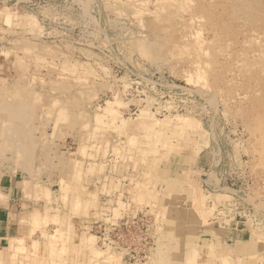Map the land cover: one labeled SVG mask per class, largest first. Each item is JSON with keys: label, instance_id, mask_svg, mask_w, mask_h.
<instances>
[{"label": "rangeland", "instance_id": "rangeland-1", "mask_svg": "<svg viewBox=\"0 0 264 264\" xmlns=\"http://www.w3.org/2000/svg\"><path fill=\"white\" fill-rule=\"evenodd\" d=\"M263 65L264 0H0V188L26 211L0 264H264ZM146 210V261L100 245ZM213 221L244 234H194Z\"/></svg>", "mask_w": 264, "mask_h": 264}, {"label": "crops", "instance_id": "crops-1", "mask_svg": "<svg viewBox=\"0 0 264 264\" xmlns=\"http://www.w3.org/2000/svg\"><path fill=\"white\" fill-rule=\"evenodd\" d=\"M171 180H172L171 188H173V184L176 183V179H171ZM8 185L9 187L6 188L7 189L6 193L3 192L2 188H0V192L2 193V195L0 196L4 199V201L0 203V251L9 245L10 240L17 239L22 236V234L24 233L23 219L26 218V211L22 209V205H19L18 203L17 205L14 197H12L13 184L8 183ZM18 206H20V209L18 208ZM178 212L179 213L176 212L175 213L180 214L184 218L183 222L186 224V218L191 217L189 216V211H185L184 213L183 211L178 210ZM182 212L184 214H182ZM188 223L190 224V222ZM211 223L212 225L201 224L199 228L194 229L195 231L194 234H198V237L199 236L207 237L209 238L210 242L220 244L222 243L221 242L222 240L225 241V238L231 241L235 233L237 234L238 237H241L244 234L243 231H245L244 229L236 230L234 224L226 227L220 225L219 223H215L214 221ZM233 244L235 246L231 249L236 251L237 255H239L240 252H242V250H248V248L246 247L247 243L241 242V245H237L238 243L237 244L233 243ZM201 255L197 254L195 258V264H216L215 261H211L208 258L206 259L205 253H202Z\"/></svg>", "mask_w": 264, "mask_h": 264}, {"label": "built area", "instance_id": "built-area-1", "mask_svg": "<svg viewBox=\"0 0 264 264\" xmlns=\"http://www.w3.org/2000/svg\"><path fill=\"white\" fill-rule=\"evenodd\" d=\"M150 213L142 211L102 223L100 245L121 250L126 262L146 261L155 246L154 222ZM110 220V221H108Z\"/></svg>", "mask_w": 264, "mask_h": 264}, {"label": "bare ground", "instance_id": "bare-ground-1", "mask_svg": "<svg viewBox=\"0 0 264 264\" xmlns=\"http://www.w3.org/2000/svg\"><path fill=\"white\" fill-rule=\"evenodd\" d=\"M152 2V1H151ZM85 4V3H84ZM140 5V4H139ZM141 6V5H140ZM147 7V6H146ZM140 8V7H139ZM142 9V8H141ZM144 10V9H143ZM136 13V12H135ZM147 13V12H146ZM156 18V17H155ZM152 19V18H151ZM199 31H201V30H199ZM197 32H198V29H197ZM196 32V33H197ZM193 36V35H192ZM197 37V36H196ZM188 45V44H187ZM186 45V46H187ZM198 46H199V44H198ZM205 46V45H204ZM188 47V46H187ZM188 49V48H187ZM200 50V49H199ZM190 54V53H189ZM260 57H262V56H260ZM263 60V59H262ZM195 62H197V60L195 61ZM196 64V63H195ZM251 65V64H250ZM193 66V65H192ZM256 66V65H255ZM264 66V65H263ZM259 67V66H258ZM250 68V67H249ZM193 74H194V72H193ZM197 76V75H196ZM199 77V76H198ZM197 77V78H198ZM204 77V76H203ZM191 78V77H190ZM196 78V77H195ZM204 79V78H203ZM190 80V79H189ZM205 80V79H204ZM203 81V80H202ZM264 81V80H263ZM2 116L4 117V118H7V117H12V116H15V115H17V108H11V109H8V108H5L4 110H2ZM185 116V115H184ZM2 118V117H1ZM185 118V117H184ZM181 119V118H180ZM166 120V119H165ZM185 119H183V121H184ZM169 121V120H168ZM168 121H167V123H168ZM182 122V121H181ZM163 123H165V122H163ZM166 123V124H167ZM186 124H187V122H186ZM183 125V124H182ZM179 127H181V126H179ZM255 133V132H254ZM211 137V136H210ZM170 140V139H169ZM12 145V144H11ZM163 145V144H162ZM18 148H19V146H18ZM22 148V147H21ZM23 149V148H22ZM16 151H19L18 149L16 150ZM22 153V152H21ZM217 154V153H216ZM19 155V154H18ZM8 157H10V156H8ZM10 160H11V157L9 158ZM8 159V160H9ZM216 160V159H215ZM217 161V160H216ZM19 163H20V160H19ZM50 163V162H49ZM215 164V163H214ZM1 182V181H0ZM217 182V181H216ZM24 183V182H23ZM14 184V183H13ZM164 184H166V183H164ZM165 186V185H164ZM21 187V186H20ZM166 187V186H165ZM160 189V188H159ZM0 194H2L1 192H0ZM25 198V197H24ZM76 204V203H75ZM74 204V205H75ZM37 212H39V211H37ZM36 214V213H35ZM34 217H36L35 215H34ZM46 217V216H45ZM122 217V216H121ZM31 218V217H30ZM24 220V219H23ZM98 220V219H97ZM106 220V219H105ZM35 223V222H34ZM32 225V224H31ZM17 227V226H16ZM17 229V228H16ZM36 229V228H35ZM211 229V228H210ZM201 230V229H200ZM23 231H24V229H23ZM18 234V233H17ZM52 234V233H51ZM54 234H52V236H53ZM201 235V234H200ZM50 236V235H49ZM45 238V237H44ZM49 238H53V237H49ZM29 239V238H28ZM20 240H22V239H20ZM208 240V239H207ZM15 242V241H14ZM45 242H46V239H45ZM45 242H44V244H45ZM20 243H22V242H20ZM191 243V242H190ZM24 245V244H23ZM36 245V244H35ZM51 245V244H50ZM55 245V244H54ZM33 246H34V244H33ZM33 246H31V247H33ZM38 246V245H37ZM45 246V245H44ZM24 247H26V246H24ZM55 247V246H54ZM50 249V248H49ZM107 249V248H106ZM112 249V248H111ZM33 250V249H32ZM34 250H35V246H34ZM84 250V249H83ZM94 250V249H93ZM196 250L197 249H195V248H193V249H189L188 250V255H189V258H188V262H189V260H190V258H191V256L193 257V255H195V252H196ZM26 251V250H25ZM39 251V250H38ZM53 251H54V249H53ZM20 252H21V250H20ZM23 252V251H22ZM32 252V251H31ZM40 252V251H39ZM63 252V251H62ZM94 252H95V250H94ZM27 254V253H26ZM37 254H38V252H37ZM45 254V253H44ZM43 254V255H44ZM94 254H96V253H94ZM42 255V256H43ZM49 255V254H48ZM14 256H16V254L14 255ZM37 256V255H36ZM109 256H111V255H109ZM52 257V256H51ZM85 257V256H84ZM23 258V257H22ZM27 258V257H26ZM39 258V257H38ZM40 258H41V256H40ZM42 258H44V257H42ZM41 258V259H42ZM50 258V257H49ZM106 259H108L107 257H105ZM113 258V257H112ZM112 258H111V260H112ZM1 259V258H0ZM24 259H25V257H24ZM29 259V258H28ZM110 259V258H109ZM108 259V261H110ZM26 260V259H25ZM36 260V259H35ZM44 260V259H43ZM87 260V259H86ZM1 261V260H0ZM19 261V260H18ZM31 261H32V259H31ZM46 261H47V259H46ZM83 261H84V259H83ZM90 262V261H89ZM103 262H104V259H103ZM185 262H186V260H185ZM32 263H34L33 261H32ZM37 262H35L34 264H36ZM57 263H58V261H57ZM67 263V262H66ZM228 263V262H227ZM19 264H20V261H19ZM28 264V263H27ZM42 264H43V262H42ZM85 264V263H84Z\"/></svg>", "mask_w": 264, "mask_h": 264}]
</instances>
